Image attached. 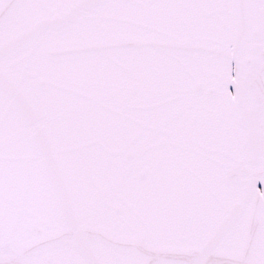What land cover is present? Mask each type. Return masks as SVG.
<instances>
[{"label":"snow or ice","instance_id":"1","mask_svg":"<svg viewBox=\"0 0 264 264\" xmlns=\"http://www.w3.org/2000/svg\"><path fill=\"white\" fill-rule=\"evenodd\" d=\"M0 264H264V0H0Z\"/></svg>","mask_w":264,"mask_h":264}]
</instances>
